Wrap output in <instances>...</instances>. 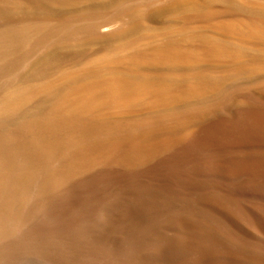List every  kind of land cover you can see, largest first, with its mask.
Wrapping results in <instances>:
<instances>
[{
    "label": "bare ground",
    "instance_id": "obj_1",
    "mask_svg": "<svg viewBox=\"0 0 264 264\" xmlns=\"http://www.w3.org/2000/svg\"><path fill=\"white\" fill-rule=\"evenodd\" d=\"M72 1L0 0V78L17 79L56 44L99 35L92 11L78 13L89 23L52 14ZM181 91L74 78L31 107L25 94L1 102L0 264L24 249L53 264H264V94L228 90L145 118L103 115ZM26 202L44 217L21 213ZM8 232L21 242L4 241Z\"/></svg>",
    "mask_w": 264,
    "mask_h": 264
},
{
    "label": "rangeland",
    "instance_id": "obj_2",
    "mask_svg": "<svg viewBox=\"0 0 264 264\" xmlns=\"http://www.w3.org/2000/svg\"><path fill=\"white\" fill-rule=\"evenodd\" d=\"M123 6L130 8L126 15L119 13ZM51 11L54 16L85 23L90 21L80 15L92 11L99 35L56 44L40 52L34 63L21 67L17 79L0 78V103L25 94V106L31 107L71 79L112 76L145 81L160 89L179 86L182 91L163 104L148 100L131 110L106 109L103 115L108 120L139 119L203 105L228 90L264 94V0H73L55 4ZM16 13L13 18L22 17ZM164 49L173 55L156 56ZM178 51L186 57L178 56ZM51 59L57 63L48 65ZM39 66L47 67L46 76L38 73ZM19 209L32 220L44 217L30 202L20 204ZM113 238L119 239L117 234ZM4 241L12 244L21 239L8 232ZM7 264L53 263L24 249Z\"/></svg>",
    "mask_w": 264,
    "mask_h": 264
}]
</instances>
